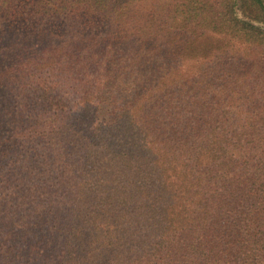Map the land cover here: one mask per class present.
Returning <instances> with one entry per match:
<instances>
[{
    "label": "trees",
    "instance_id": "1",
    "mask_svg": "<svg viewBox=\"0 0 264 264\" xmlns=\"http://www.w3.org/2000/svg\"><path fill=\"white\" fill-rule=\"evenodd\" d=\"M0 264H264V0H0Z\"/></svg>",
    "mask_w": 264,
    "mask_h": 264
},
{
    "label": "rangeland",
    "instance_id": "2",
    "mask_svg": "<svg viewBox=\"0 0 264 264\" xmlns=\"http://www.w3.org/2000/svg\"><path fill=\"white\" fill-rule=\"evenodd\" d=\"M238 14H239V16L242 18L243 17V15H242V13L240 12V11H238ZM244 20V19H243ZM248 21V20H247Z\"/></svg>",
    "mask_w": 264,
    "mask_h": 264
},
{
    "label": "water",
    "instance_id": "3",
    "mask_svg": "<svg viewBox=\"0 0 264 264\" xmlns=\"http://www.w3.org/2000/svg\"><path fill=\"white\" fill-rule=\"evenodd\" d=\"M251 23L254 24V25H263V24L255 23V22H251Z\"/></svg>",
    "mask_w": 264,
    "mask_h": 264
}]
</instances>
